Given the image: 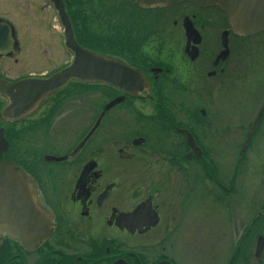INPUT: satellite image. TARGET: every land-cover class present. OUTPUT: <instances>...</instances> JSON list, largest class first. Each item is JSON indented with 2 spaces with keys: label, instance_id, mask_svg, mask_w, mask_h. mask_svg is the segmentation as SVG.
<instances>
[{
  "label": "flooded vegetation",
  "instance_id": "af4514ba",
  "mask_svg": "<svg viewBox=\"0 0 264 264\" xmlns=\"http://www.w3.org/2000/svg\"><path fill=\"white\" fill-rule=\"evenodd\" d=\"M156 1L0 0V162L13 165L25 184L17 198L32 199L51 232L26 246L0 232V264H197L190 262L184 227L189 219L202 223L204 216L172 213L169 202L174 186L188 196L187 162H205V149L190 126L174 121L164 96L229 93L240 94L244 103L249 93V116L237 118L242 123L252 117L246 147L243 141L236 155L238 170L264 124L263 109L252 129L264 105V0ZM73 40L138 72L141 89L133 95L108 82L71 78L39 95L37 83L74 62L67 45ZM95 87L108 96L101 106L94 101ZM116 97L123 99L104 111ZM146 110L155 116L141 114ZM221 114L208 121L216 130L235 123L230 119L236 117ZM182 130L191 134L200 155L188 147ZM216 130L208 131L209 139L229 134ZM237 170L229 187L220 185L225 195L234 190ZM128 173L137 175L130 184ZM148 175L147 189L141 178ZM197 177L204 188L206 176ZM258 198L246 222L231 218L235 230L226 236L231 249L220 253L218 264H264V186ZM138 206L142 213L130 218ZM14 214L24 221V214ZM13 226V233L29 235L23 223ZM201 233L194 240L204 242L207 234Z\"/></svg>",
  "mask_w": 264,
  "mask_h": 264
},
{
  "label": "rangeland",
  "instance_id": "374dc122",
  "mask_svg": "<svg viewBox=\"0 0 264 264\" xmlns=\"http://www.w3.org/2000/svg\"><path fill=\"white\" fill-rule=\"evenodd\" d=\"M165 49L166 48L163 50ZM235 52L239 54L241 48L236 47ZM162 58L167 59L165 56ZM105 94L106 90L104 91L100 87H95V103H99L100 106L104 104L108 100V96L107 94L105 96ZM224 94H217L215 92L208 94L205 92L202 94L199 92H174L164 96V100L169 101V106L172 105L168 108L174 121L184 126H190L205 149V162L193 159L187 162L190 167L192 166L188 174L190 178L187 187L189 193L186 194L188 196H181L178 193L177 187L174 186L172 198L169 202L171 204L170 208L172 213L177 211L181 215H189L190 218H193V215L197 213H201L204 216L202 219L205 221L202 223H197L194 219H189L188 226L184 227V230L187 229V233L190 235L188 243L190 244V262L193 261L197 264L219 263L220 253L223 250L228 251L231 249V243L226 242V236L232 235L233 230H235V220H231V218L237 217L243 219V222H246L248 217H250L249 213L251 212L250 208L252 203V207L254 208L259 205V193H261L264 186V124L260 126L258 134L254 135L249 142L248 149L237 170V166L234 164L236 155L242 146L252 117L248 122L245 120L242 123L238 122L237 118L241 115L244 118L249 116L248 108L252 106V101L249 93L245 94L244 103L240 94H232V97L229 96V93ZM262 97L263 95L260 94L258 98L253 101V105L256 106L255 110H257L262 103ZM181 106L183 108H181ZM201 109L205 111L204 115L199 113ZM241 109H247L245 114L241 112ZM218 111H221L222 116H228L229 118L236 117V119H230L235 123H221L219 125V130L224 129L222 132H227L229 133L228 135L220 140H211L209 139L210 136H207L208 131L216 130L217 125L211 126L208 121ZM141 114L147 117L155 116L154 112L152 113L150 110H146ZM135 115L137 116V114ZM227 120L229 121V119ZM216 131L214 133H216ZM174 138H176V136H174ZM253 149L255 156L253 157V162H251L250 154ZM182 150L184 149L182 148ZM237 164L238 163H236V165ZM131 167H133L132 170L135 172L134 166ZM197 168L199 170L198 173ZM234 168L237 170V178L233 185L234 190L230 195H225L220 185L222 184L225 187H229ZM140 170L142 169L140 168L139 172ZM211 170L215 171V175ZM142 173L143 172H140V175ZM128 174L126 182L130 184L133 181V177L137 175L136 173ZM197 176H206L204 188L199 184V177ZM215 176L217 178L216 181ZM150 180L149 175L146 178L142 177L141 183L143 187L147 189L150 188ZM174 182H177V180H173L172 186ZM137 183L139 184V182ZM201 188L203 194L200 193ZM232 197L233 201L231 200ZM236 198L239 200H236ZM198 202L199 204L197 205ZM252 212L254 213V210ZM198 229L202 230L198 232ZM201 232L207 234L205 237L201 236L204 242L194 240L195 236ZM211 235L214 240L210 239Z\"/></svg>",
  "mask_w": 264,
  "mask_h": 264
},
{
  "label": "water",
  "instance_id": "95a60500",
  "mask_svg": "<svg viewBox=\"0 0 264 264\" xmlns=\"http://www.w3.org/2000/svg\"><path fill=\"white\" fill-rule=\"evenodd\" d=\"M163 1L173 2L178 0H157L156 3H164ZM192 1L197 4H206L207 2V0L206 2L205 0ZM256 27L257 26H255L253 30H257L258 28ZM67 45L76 54L74 62L48 80L37 83L36 85L38 88H42V91H39V95L46 91L62 87L71 78L80 80L92 78L94 80L108 82L133 95H136L137 91L141 89L140 83L142 77L138 72L128 69L121 63L95 56L81 49L74 40L67 42ZM122 99V97L114 98L104 107V111L119 103ZM263 109L264 105L255 119L252 129L256 126ZM103 113L101 114V117ZM181 132L185 134L188 147L194 151L197 156L200 155V150L196 146L191 134L185 130H182ZM249 135L250 132L245 138L242 149L245 148ZM23 188H25L23 179L14 170L13 165L8 162H0V232L8 235L12 234V236L18 238L22 245L26 246L28 243L33 245L34 243L48 238L51 232L47 216L41 214L40 217H38L39 212L33 205L32 199H26L24 202H20L17 198V192L21 191ZM142 209L143 206H138L133 212L128 214L129 217L137 219V216L142 213ZM13 210L24 214V221L18 220L17 215L14 214L15 211ZM17 222L21 224L23 223L24 226L28 227L29 235H23L21 234V231L20 233L17 232V234L13 233L15 228L13 223Z\"/></svg>",
  "mask_w": 264,
  "mask_h": 264
},
{
  "label": "clouds",
  "instance_id": "9594fccd",
  "mask_svg": "<svg viewBox=\"0 0 264 264\" xmlns=\"http://www.w3.org/2000/svg\"><path fill=\"white\" fill-rule=\"evenodd\" d=\"M147 51V49H145Z\"/></svg>",
  "mask_w": 264,
  "mask_h": 264
}]
</instances>
